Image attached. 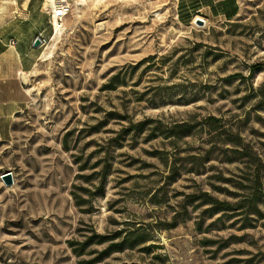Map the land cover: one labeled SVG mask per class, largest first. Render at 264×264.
Returning <instances> with one entry per match:
<instances>
[{"label":"rangeland","instance_id":"rangeland-1","mask_svg":"<svg viewBox=\"0 0 264 264\" xmlns=\"http://www.w3.org/2000/svg\"><path fill=\"white\" fill-rule=\"evenodd\" d=\"M194 2L0 0V22L43 15L53 43L2 86L0 264H264V214L208 226L221 212L201 197L252 198L259 177L264 204V0L229 20ZM131 231L139 247L100 256L98 235Z\"/></svg>","mask_w":264,"mask_h":264},{"label":"crops","instance_id":"crops-1","mask_svg":"<svg viewBox=\"0 0 264 264\" xmlns=\"http://www.w3.org/2000/svg\"><path fill=\"white\" fill-rule=\"evenodd\" d=\"M188 6L208 18L232 19L238 11V0H194ZM45 17H31L30 13L22 19H10L0 22V124L1 131L11 129L8 118L17 110L9 98H1L7 94L2 86L15 82L31 72L43 58L42 46H32L36 36H43ZM13 41V43H12Z\"/></svg>","mask_w":264,"mask_h":264},{"label":"trees","instance_id":"trees-1","mask_svg":"<svg viewBox=\"0 0 264 264\" xmlns=\"http://www.w3.org/2000/svg\"><path fill=\"white\" fill-rule=\"evenodd\" d=\"M186 126L187 125L185 124L175 125L172 129L173 135L176 137H183V136L188 135V130ZM254 183H255V186H254L255 189L253 190L252 198L238 200L237 202H234V203L229 202V201L219 202L217 200H211V198L208 197L207 194L201 195L203 199L202 200L203 203H205L206 201L211 203L210 208H208L209 215L213 214V212H217V213L221 212V214L208 226L218 227V222L222 221L223 217L228 218V217H231L232 214L236 213V212H231V211H234L235 208H238V209L242 208V210L239 211L240 220H241L240 227L245 228L247 226H252V220L254 218H252L250 215L254 214L255 216H262L264 214V210H263L264 204H263V207L260 204L261 197H262V193L259 190L260 178L256 177L254 179ZM101 184L102 183H100V185L95 189V192L99 191L100 189L104 187ZM153 197H155V195ZM74 199H75L76 205L81 204L82 200L79 198L78 195L74 194ZM193 199H194L193 194H188L186 198L180 201V207L182 209H185L186 202L191 203ZM202 222H203L202 218H200V220L197 221V226H196L197 229H201ZM174 224L175 222L173 219L172 225ZM98 236H99V240H98L99 243L109 241V243L105 246L104 250L100 253V256L111 253V252H115V251L120 252L126 249L136 248V247H139L143 242V236L141 234H138L137 231L128 232L125 234L124 237L116 241H113V240L118 236V234H114L113 236H109V237L105 235H98ZM93 260L94 259L92 260L82 259L79 261V263L80 264H90L92 263Z\"/></svg>","mask_w":264,"mask_h":264},{"label":"water","instance_id":"water-1","mask_svg":"<svg viewBox=\"0 0 264 264\" xmlns=\"http://www.w3.org/2000/svg\"><path fill=\"white\" fill-rule=\"evenodd\" d=\"M194 23L196 24H200V25H203L204 24V20L202 18H196L194 19ZM43 39L40 37V36H36L33 40V43H32V46L35 47V48H38L40 46L43 45ZM2 179L7 183V184H11L13 182V179H12V175L11 173H4L2 175Z\"/></svg>","mask_w":264,"mask_h":264},{"label":"bare ground","instance_id":"bare-ground-1","mask_svg":"<svg viewBox=\"0 0 264 264\" xmlns=\"http://www.w3.org/2000/svg\"><path fill=\"white\" fill-rule=\"evenodd\" d=\"M53 1H54L55 11H56V9L61 8L62 2H64V0H53ZM61 17H62L61 15L54 14L55 21L60 20ZM196 18H200V17L196 16L194 19H196ZM205 23H206V21H205ZM58 31H59V29L56 28V35H57ZM52 46H53V43L51 45L47 46V48L45 49L43 57H46V58L50 57V55L52 54Z\"/></svg>","mask_w":264,"mask_h":264},{"label":"built area","instance_id":"built-area-1","mask_svg":"<svg viewBox=\"0 0 264 264\" xmlns=\"http://www.w3.org/2000/svg\"><path fill=\"white\" fill-rule=\"evenodd\" d=\"M67 10H68V7L67 6H64L63 4H62V7L61 8H58L57 9V11H61L62 14H64ZM40 37L43 39V41H45V39H44L43 36H40ZM12 43H13V41H12ZM43 44H44V42H43Z\"/></svg>","mask_w":264,"mask_h":264}]
</instances>
